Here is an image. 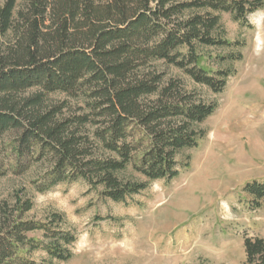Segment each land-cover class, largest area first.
<instances>
[{"label":"trees","instance_id":"obj_1","mask_svg":"<svg viewBox=\"0 0 264 264\" xmlns=\"http://www.w3.org/2000/svg\"><path fill=\"white\" fill-rule=\"evenodd\" d=\"M257 9L249 0H0V135L16 130L18 156L37 150L49 160L33 190L83 181L103 199L127 204L149 183L175 179V158L206 136L197 127L216 104L194 103L144 71L161 60L221 93L229 73L209 69L202 53L230 45L213 13L243 23ZM56 93L82 101L85 113L42 107ZM242 191L252 209L264 210V179ZM11 198L0 206V264H38L39 252L69 261L76 241L62 215L28 219L32 198ZM243 245L247 264H264L263 239Z\"/></svg>","mask_w":264,"mask_h":264},{"label":"rangeland","instance_id":"obj_2","mask_svg":"<svg viewBox=\"0 0 264 264\" xmlns=\"http://www.w3.org/2000/svg\"><path fill=\"white\" fill-rule=\"evenodd\" d=\"M249 1L258 9L243 23L213 13L230 45L202 53L209 69L229 73L221 93L161 60L144 71L161 75L160 87L174 83L194 103L216 104L197 127L206 136L175 158L179 173L172 181L149 183L127 204L103 199L83 181L39 194L32 183H41L49 160L37 150L18 156L16 130L0 135V206L22 192L33 201L28 219L62 215L61 227L75 235L69 261L39 252L33 255L38 264H247L244 239L264 240V210L252 209L242 191L246 183L264 179V0ZM34 94L27 90L20 98ZM57 106L66 117L87 109L63 94L44 97L42 107Z\"/></svg>","mask_w":264,"mask_h":264}]
</instances>
